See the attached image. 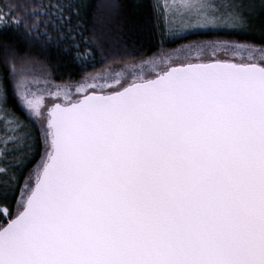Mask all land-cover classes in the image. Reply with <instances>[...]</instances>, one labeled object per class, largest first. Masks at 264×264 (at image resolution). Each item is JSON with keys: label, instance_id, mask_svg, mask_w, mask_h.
Listing matches in <instances>:
<instances>
[{"label": "snow or ice", "instance_id": "6c2138e0", "mask_svg": "<svg viewBox=\"0 0 264 264\" xmlns=\"http://www.w3.org/2000/svg\"><path fill=\"white\" fill-rule=\"evenodd\" d=\"M138 11L164 39L264 31V0H0V264H264V44L137 59Z\"/></svg>", "mask_w": 264, "mask_h": 264}, {"label": "trees", "instance_id": "16d2710c", "mask_svg": "<svg viewBox=\"0 0 264 264\" xmlns=\"http://www.w3.org/2000/svg\"><path fill=\"white\" fill-rule=\"evenodd\" d=\"M89 2H99V0H89ZM250 28L248 30H219V31H205L194 32L186 35H176L171 38L164 39L158 33V29L153 27V22L149 16L142 11H138L136 16L132 19V24L129 27L128 38L124 41L129 48L136 55L137 59L140 55L150 56L158 52L161 48V41L163 39V48L171 49L180 44H186L193 40H209V39H232L237 42H248L257 45L264 44V31H261L259 26ZM89 35V33H85ZM107 61L101 58L99 52H95V60L85 59L84 62L75 61L69 64H60L54 71L52 78L56 83H63L69 79L79 80L86 72L97 73L100 72L106 65ZM38 71V70H37ZM10 107H15L18 114L23 116L24 109L19 104L14 103V98L10 102ZM40 149L34 145V151L29 154L25 162L15 169V173L19 178V183H23V177L28 170L32 168L35 162L39 159ZM6 191L9 198L18 195V188L13 191L9 189H0Z\"/></svg>", "mask_w": 264, "mask_h": 264}, {"label": "rangeland", "instance_id": "374dc122", "mask_svg": "<svg viewBox=\"0 0 264 264\" xmlns=\"http://www.w3.org/2000/svg\"><path fill=\"white\" fill-rule=\"evenodd\" d=\"M161 2H163V0H161ZM169 2H171V0H169ZM219 31V30H218ZM194 32H205L204 30H195L193 32H190V33H194ZM186 34H189V33H186V32H180L178 33L177 35H186ZM176 36V35H175Z\"/></svg>", "mask_w": 264, "mask_h": 264}]
</instances>
